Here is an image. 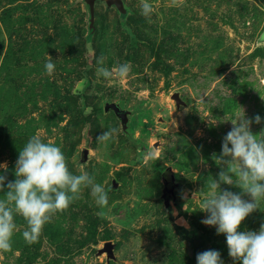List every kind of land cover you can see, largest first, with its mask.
I'll use <instances>...</instances> for the list:
<instances>
[{"label":"rangeland","instance_id":"rangeland-1","mask_svg":"<svg viewBox=\"0 0 264 264\" xmlns=\"http://www.w3.org/2000/svg\"><path fill=\"white\" fill-rule=\"evenodd\" d=\"M120 1L123 12L95 0L91 21L86 0H0L7 181L37 135L61 148L70 173L87 172L108 195L99 216L91 188L83 187L32 244L15 216L12 250L0 252V264H197L208 250L223 264H239L199 210L240 109L246 119L261 117L250 125L254 135L264 130V0H147L148 17L144 0ZM101 57L110 78L97 73ZM124 63L131 70L119 77ZM107 104L119 112L105 111ZM111 129L110 140L96 139ZM221 190L241 194L234 185ZM261 224L264 200L238 231L258 232Z\"/></svg>","mask_w":264,"mask_h":264},{"label":"clouds","instance_id":"clouds-1","mask_svg":"<svg viewBox=\"0 0 264 264\" xmlns=\"http://www.w3.org/2000/svg\"><path fill=\"white\" fill-rule=\"evenodd\" d=\"M141 10L145 17L153 11L147 0L142 3ZM51 61L49 56L45 64L48 74L55 68ZM97 63L99 75L105 78L113 75L103 66V57ZM130 70L129 63L120 64L115 69L119 77H126ZM240 112L241 115L231 122L232 128L223 138L220 155L214 156L216 164L223 168L218 173V179L208 182L199 211L208 214L202 220L204 225L214 226L217 235L226 237L228 255L234 262L264 264V224L258 232L238 231L245 218L256 211L260 201L264 200V130L254 135L250 125L253 122L260 124L261 117L256 115L246 119L242 109ZM116 131L103 132L96 139L106 142ZM0 169L4 170V174H0V192L4 197L0 199V252L12 250V237L17 228L15 216L22 217L26 222L22 233L25 242L35 243L52 216L79 199L83 187L91 188V195L101 208L97 215H104L103 209L108 203L104 186L96 183L87 172L80 175L70 173L61 148L43 142L37 135L29 138L19 151L14 180L7 181L6 164H0ZM221 184L239 187L241 194L221 190ZM242 194L250 199H243ZM196 260L197 264H223L220 253L215 250L198 253Z\"/></svg>","mask_w":264,"mask_h":264},{"label":"water","instance_id":"water-1","mask_svg":"<svg viewBox=\"0 0 264 264\" xmlns=\"http://www.w3.org/2000/svg\"><path fill=\"white\" fill-rule=\"evenodd\" d=\"M94 1H95V0H86V3H87V5H88V10H89L90 20H91V21H92V16H93V4H94ZM102 1H105L106 4H108V5L114 4L115 7H116L119 11L123 12V11H122V3H121L120 0H102ZM172 99L176 102V105H179V104H180V100L178 99L177 94H173V95H172ZM110 109L113 110L115 113H118V112H119L118 107H116V105H114V104H107V105L104 107V110H105V111H108V110H110ZM86 154H87L86 151H83V153H82V161L85 160V158H86ZM172 188H173V184H172V182H170V183L167 185V187H166V189H165V192H166V193H169V192L172 190Z\"/></svg>","mask_w":264,"mask_h":264},{"label":"trees","instance_id":"trees-1","mask_svg":"<svg viewBox=\"0 0 264 264\" xmlns=\"http://www.w3.org/2000/svg\"><path fill=\"white\" fill-rule=\"evenodd\" d=\"M90 31V30H89Z\"/></svg>","mask_w":264,"mask_h":264}]
</instances>
